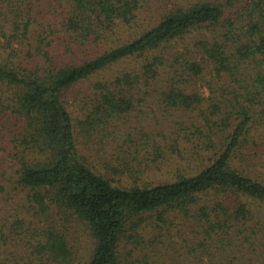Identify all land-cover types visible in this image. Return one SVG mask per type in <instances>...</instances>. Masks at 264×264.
Wrapping results in <instances>:
<instances>
[{
	"label": "trees",
	"instance_id": "obj_1",
	"mask_svg": "<svg viewBox=\"0 0 264 264\" xmlns=\"http://www.w3.org/2000/svg\"><path fill=\"white\" fill-rule=\"evenodd\" d=\"M144 106L172 142L112 136ZM263 131L264 0H0V264H212L260 232ZM163 152L198 169L148 185Z\"/></svg>",
	"mask_w": 264,
	"mask_h": 264
},
{
	"label": "rangeland",
	"instance_id": "obj_2",
	"mask_svg": "<svg viewBox=\"0 0 264 264\" xmlns=\"http://www.w3.org/2000/svg\"><path fill=\"white\" fill-rule=\"evenodd\" d=\"M126 66V65H125ZM123 66L119 69H122ZM112 69V68H111ZM114 69L107 70L103 72L102 74H98L94 76L91 80L96 81L103 78H107L108 76L112 75L114 73ZM160 114L159 110L156 109L154 106L152 107H146L142 109L141 113H138L136 110H132L127 114H124L116 121L118 124L113 129L112 136L119 138V135L121 133H131L134 136V132L142 133L143 130L148 131L149 135H152L150 138H148L149 144L153 142V140H160L162 141V145L166 144V142H172L170 139V136L165 135H158L162 134L160 131H153L149 130L151 128L152 121L155 116H158ZM264 132V131H263ZM168 134V133H166ZM137 135V134H136ZM157 135V136H156ZM120 139V138H119ZM105 139H103L104 142ZM263 141L260 143L261 148L264 150V137L262 139ZM99 143V142H97ZM109 148V146H108ZM81 149V148H80ZM81 152L84 154H89L87 150L81 149ZM196 166L194 163L189 164L183 160V159H174L172 156L167 154V152H163L162 157L157 158L155 162H152L148 164V166L143 170V174L141 175V178L146 184L148 185H155L160 181H172L175 177V175L179 171H185L187 168L192 169L193 171H196L197 169H194ZM179 170V171H178ZM114 177H121V176H114ZM128 177V176H125ZM115 179V178H114ZM123 181H118V183H125L130 184L125 181L124 177H121ZM120 179V180H121ZM141 181V183L143 182ZM139 182V181H138ZM243 202L245 201L249 207V213L250 216L253 218L254 221L258 222L256 224H259L258 229H260V232L256 236V238L252 239V241L245 242L241 245L234 246V247H227L224 249H221V245L216 243L215 247L211 246V249L214 250V255L216 256V259L213 261L212 264H264V202L256 201V200H246L244 198H240ZM10 209L6 210V215L9 217H12L14 215V210L12 209L14 204L10 205ZM1 218V217H0ZM184 226L181 231L183 235L182 237L186 238L188 241H192L193 238H195V235L201 236L199 233L198 228H190L187 224H184ZM6 232V231H5ZM149 234V233H148ZM172 243L179 241L181 238H177L175 235L174 228L170 231L169 235H165ZM7 243L2 245L0 247L1 254L3 253H18L21 249H14L12 239L8 238ZM90 240L87 239L86 236L81 235L78 239L79 249L78 254L80 255L79 258H83L87 255L88 250L90 248ZM183 245V243H177V245ZM176 251L179 256H181L180 260L185 261L188 257H186V247L184 246L182 249H179L177 247ZM137 253L133 255L134 258H137ZM186 257V258H185ZM221 260L220 262H218ZM158 264H164L158 263ZM193 264H197L193 262ZM202 264H207V261Z\"/></svg>",
	"mask_w": 264,
	"mask_h": 264
}]
</instances>
